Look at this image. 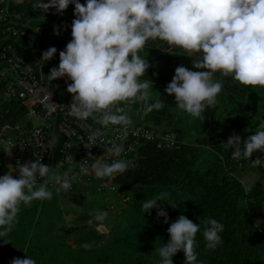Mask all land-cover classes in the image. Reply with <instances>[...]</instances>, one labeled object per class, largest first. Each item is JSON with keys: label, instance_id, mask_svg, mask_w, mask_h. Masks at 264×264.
I'll list each match as a JSON object with an SVG mask.
<instances>
[{"label": "trees", "instance_id": "obj_1", "mask_svg": "<svg viewBox=\"0 0 264 264\" xmlns=\"http://www.w3.org/2000/svg\"><path fill=\"white\" fill-rule=\"evenodd\" d=\"M74 1L61 15L59 0L10 1L11 9L24 12L19 22L42 27V51L33 38L20 37L14 40L19 54L38 67L43 52L80 48L65 54L62 64L77 62L81 70L104 53H116L140 71L136 76L170 87L159 96L158 113L175 110L176 121L188 126V139L176 121L161 128L148 114L146 121L172 130L180 143H141L113 178L132 191L120 217L107 222L114 223L113 231L105 237L81 209L78 225L70 223L81 229L76 248L65 240L71 229L59 231L63 214L55 195L47 196V185L36 194L23 182L22 191L3 195L9 183L0 178V264H264V0ZM33 9L50 14L41 18ZM181 38L186 60L234 58V73L202 71L190 81L170 72V61L155 63L168 54L159 49L163 42ZM58 63L55 58L44 66L62 71ZM24 115L20 100L0 98V133L5 125H28ZM244 129L241 136H219ZM243 167L259 172L250 190L236 175Z\"/></svg>", "mask_w": 264, "mask_h": 264}, {"label": "built area", "instance_id": "obj_2", "mask_svg": "<svg viewBox=\"0 0 264 264\" xmlns=\"http://www.w3.org/2000/svg\"><path fill=\"white\" fill-rule=\"evenodd\" d=\"M10 1L16 0H0V98L20 100L28 125L3 127L0 150L3 155L9 153L10 162L0 165V178L13 188L23 182H39L58 194L78 192L81 181L88 185L86 194L93 181L98 191L126 192L129 189L114 181L115 172L130 156H136L142 142H153L158 148L178 146L176 133L144 119L132 122L87 91H67L64 72L44 66L52 54L43 53L38 67L26 61L14 40L31 37L42 51L38 42L42 27L19 22L23 13L11 9ZM59 1L57 15L69 2ZM68 50L71 48L56 52ZM31 118L38 123H31ZM121 198L126 203L132 194Z\"/></svg>", "mask_w": 264, "mask_h": 264}, {"label": "rangeland", "instance_id": "obj_3", "mask_svg": "<svg viewBox=\"0 0 264 264\" xmlns=\"http://www.w3.org/2000/svg\"><path fill=\"white\" fill-rule=\"evenodd\" d=\"M154 39L157 44L156 38ZM183 39L184 38L179 40L173 39L163 42L162 45H169L166 50H163L168 51V54L165 57L162 56L157 58L155 63L167 60L170 61L172 66L169 71L172 73H180L183 76L182 79L190 81H192L197 74L202 73V71L208 72L209 74H216V77L221 75L231 77L232 73H234L235 67L234 61H232L234 58L228 62H226V60L214 62V60L208 59L199 63L194 58L186 60L189 50L186 48ZM70 48L71 50L60 51L58 53L52 54L45 60L50 61L54 60L55 58L59 60L57 67L62 69L65 79L68 82L64 85V89L67 91L83 89L93 95L99 96L104 101V103L109 106H111V104L107 102L108 99L114 100L118 104L120 103V106L123 107L129 105V103H139V106L146 104L149 107V116H152L151 118H153V120L156 121L158 126H161V128L168 126L169 120H177L178 113L175 110L166 111L162 114L158 113V110L161 106V99L159 96L165 91L169 92V86L136 76V73L140 71L138 69V71L135 70L134 66L122 62L119 56H116V53H111V55L104 53L103 59L95 61L90 65L85 64L81 70L78 69L79 64L77 62L71 68H66L64 65L66 63L65 59L63 60L62 64L63 56L65 54L74 53L75 51L80 50V48ZM180 49H185V54L178 52ZM99 50L102 53L105 52V50L102 48ZM91 57H95V54ZM142 66H144V64H142ZM116 112L118 113L117 110ZM235 114L236 113L232 114V117H234ZM30 120L33 124L38 123L37 119L35 118H31ZM176 122L177 123L175 124V127L179 130H183L181 137L188 139V134L186 133L188 126H186L184 123L180 124L178 121ZM245 130L246 129L238 133L233 131L226 132H232L235 134L234 136H241L244 134ZM223 133L225 132H222V134ZM236 175L247 190H250L252 185L254 183H258L257 181L259 180V172H257L256 169H247L246 167H243L236 173ZM7 183L9 182L7 181ZM25 185L26 184L24 183H20L13 188L10 184H6L3 187L1 194L5 195L9 194L11 191H22ZM85 185L87 186V184ZM44 186L45 185L42 183L29 182L27 187H30L29 190H32L33 193L39 194V192L42 193L44 191L42 190ZM89 186L90 192L82 196H78V192L69 194L68 192L62 191L60 194H58L53 188H45L47 196H53V194L55 195L59 210L63 214L64 222L61 224L59 231L63 232L65 230L69 231L71 229V235H65V240L74 248L78 247V243L76 241L78 240L79 236L78 232L81 229L78 230V228H71L70 223L74 222L76 225H78V221H80L78 220V212H80V210H78V200L82 201L84 211L88 210L86 213L91 216V218L88 220V223L91 224L93 222L90 221H95L97 229L99 226H103L104 230L100 232L105 237H107L115 227L113 222L109 224L107 222L120 217V214L123 213V210L128 204V202L124 203L122 201L121 196L125 195L126 193L129 195L132 194L130 189L126 192L124 190L120 192L107 189L105 191H98L94 181L90 183ZM111 205L113 208H110ZM82 245L86 247L93 246L91 243Z\"/></svg>", "mask_w": 264, "mask_h": 264}, {"label": "crops", "instance_id": "obj_4", "mask_svg": "<svg viewBox=\"0 0 264 264\" xmlns=\"http://www.w3.org/2000/svg\"><path fill=\"white\" fill-rule=\"evenodd\" d=\"M46 1L47 0H16V2H18V3L34 2L35 5L36 4H44ZM29 8H31V10H32L33 7H29ZM33 11H36L40 15L39 17H41V18L46 17V16H48L50 14L49 13L50 11L45 10V9H33ZM153 23H156V21H153ZM108 100H107V102L109 104H111V107L113 109H116L119 114L121 113L120 115H123L124 117H126L128 120H130L132 122L142 121L143 119L145 120V117L149 114V107L146 104H142V105L139 106V103H136V104H130L129 103V105H126V107H123V106H120L121 105L120 103L118 104L114 100H111V99H108ZM148 122L151 123V124H154V121H152V120H149ZM9 162H10L9 153L6 152L4 155L2 154V160H1L0 165H2V164H6L7 165V164H9ZM85 184L86 183L83 182V181H81L78 184V196H82V195L86 194L85 193V189L88 188L87 187L88 185L86 186ZM89 188H90V186H89ZM78 207H79L78 210L83 209L82 201L78 200ZM86 211H88V210H86ZM90 222H92V221H90Z\"/></svg>", "mask_w": 264, "mask_h": 264}, {"label": "water", "instance_id": "obj_5", "mask_svg": "<svg viewBox=\"0 0 264 264\" xmlns=\"http://www.w3.org/2000/svg\"><path fill=\"white\" fill-rule=\"evenodd\" d=\"M169 47V45H160V47H159V49H161V50H166L167 48ZM227 78H225V77H223L222 79H221V81H224V80H226ZM15 133H16V130L14 131ZM222 135H224L225 137H232V136H234L235 134L234 133H232V132H225V133H220L219 134V136H222ZM258 184V183H257ZM100 231H103L104 230V227L103 226H99V228H98Z\"/></svg>", "mask_w": 264, "mask_h": 264}]
</instances>
